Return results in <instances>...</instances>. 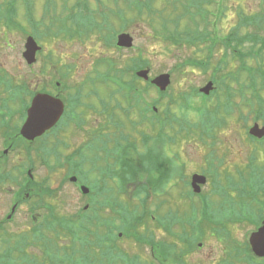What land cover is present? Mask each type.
Returning a JSON list of instances; mask_svg holds the SVG:
<instances>
[{"label": "rangeland", "instance_id": "obj_1", "mask_svg": "<svg viewBox=\"0 0 264 264\" xmlns=\"http://www.w3.org/2000/svg\"><path fill=\"white\" fill-rule=\"evenodd\" d=\"M6 1L7 0H0V3ZM34 1V15L39 21L43 14L45 0ZM47 1H50L52 4H56L55 6H51L50 8H48V12L54 15L57 20H64L65 18L60 13L61 8L64 7L61 4L64 3V1H66L69 6L77 2V0ZM135 1L142 2L143 11H140L139 8L135 10L134 7L131 5V2H128V0H102L103 4L100 6H97L98 3L96 0H86V2H88L87 5L94 12V15L99 18L100 25L103 21L102 18H100V16L98 15L99 11L101 10H98V8H103V6H106V13L109 9V28L103 29V31H100L97 28H94L92 30L87 29L86 31H84L85 33L83 34L84 36H86L85 39L83 37L78 36V33H80L82 30L77 29V33H74V36L71 38L74 40L71 41H65L60 37L55 36L47 37V35H45L44 38L42 37V39L38 41L39 44L43 47V51L38 55V62L35 65H32L34 69L45 66H59L61 65V62L66 63L62 57L67 56L69 60L68 62L72 65L73 68H76L73 73L74 78H78L79 80H81L82 78H86L91 75H96L91 80V83L87 84V89L94 90L95 88L101 95H95L91 97L89 95H86L87 102L89 104H93L95 102L98 103L99 98L102 99L106 104V110L114 113V117L117 120L119 118L123 120V124H120L117 129L128 133H136V131L132 129L131 123H139L142 119L141 115L146 114V112L144 111L146 104L145 100L137 101L132 104L131 101H129L123 96L122 93H115L118 87L116 82H114L113 79L110 78H105L104 81H101L100 84L94 86L93 83L99 81V75L93 73V68H97L100 73H105L106 71L104 65H96L97 62L100 64L102 58H116L118 64H120V66L124 68L126 67L125 62H128L129 58L131 60L142 58L139 60H142V62L146 60L145 63L149 67L148 69H150L151 71V76L169 73L171 75V83L166 91L167 95L162 97L159 100V104L157 105V112H160L157 115L161 116H164V112L170 102V97H172V99L174 97H177L178 93H181V91H184L187 94H190L193 90L198 91L199 88L203 87L205 84H207L208 81H210L213 72L212 70L205 71L200 67H193L192 62L189 61L190 58L195 60L207 61L206 59L208 57V52L206 53V51L203 50L204 45L198 43H185L186 47L179 49L178 47L173 45L171 41V43L168 41L165 44L164 40L158 38L157 31L162 28V23H170L172 19L177 18V15L181 17L183 15V9L188 3V0ZM192 1L194 0H191L190 2ZM221 1H223L225 9V12L222 14V20L220 22L222 24L221 32L223 33V35H227L230 30L238 24L241 12L240 9H243L248 15H253V13L254 15L258 14V17L260 16V21L264 20V0H201V3L207 4L208 9L213 11L216 10V8L220 5L219 2ZM19 6L18 20L23 26L22 29H10L4 21H0V66H2V68L11 75L18 77L26 76L27 80L30 83L29 88L31 90H35L38 81H36L34 77L31 80V73L28 69V67L31 66L27 64L23 57L26 38L29 35L26 34V32L24 31L26 30L27 33L31 32L32 26L30 25L25 16L26 11L22 3L19 4ZM191 8L192 12L195 11V13H197V11L199 10H196L195 6H192ZM119 9H121L122 12L119 14L118 17L111 14L113 13V10L116 11ZM121 18H123V20L128 21L123 22ZM210 19H213V16H210ZM216 19L217 18L215 17L214 20ZM195 20L198 23H201L203 19L200 17V15H195ZM188 22V17L182 18L179 22L180 26H178V29L180 31H183V27ZM121 25H127V28L123 31L129 32L134 37V45L132 48L123 49V51L109 49L108 47H106L104 40L106 39V36L111 37L113 33H116L118 30H120ZM200 25L203 26L202 24ZM170 28L173 29L174 25H171ZM40 29L43 30V27L40 26ZM172 39L175 38H171V40ZM199 49L202 50L199 51ZM226 54L228 56V59H226L228 67H226L227 69L225 70V72L229 74L230 71H232L233 69L234 71H236V69L239 67V62L238 60H236V58L233 59V57L229 55L226 51H215V53L212 54V61L210 65L216 66L217 62L221 58H223V55ZM51 56L52 59H55V62L59 60V65H53V63L52 65H50ZM248 63V66L253 67L254 70L259 69V64H263V62L258 63V60L257 62L256 60H251V62L249 61ZM130 64L132 65V63ZM182 70L185 72L183 73ZM241 79L244 80V82L249 83V73H243ZM37 80H39V78H37ZM85 92L87 93V91ZM158 97V92L154 91V89L152 88L146 94V99L149 103H152L154 100L158 99ZM215 101L216 97L212 96L211 100L208 101L205 106H202V100L200 98H196V96L193 95V99L190 100L191 107L189 109H186L179 103L171 105L172 113L169 111L170 114L174 113L176 117L179 118L177 122H180V120L182 119L184 128H181L180 125L176 123L173 129H168V134H174L176 139H178L174 142L176 144L170 146V148L172 150H175V152L168 154V157L173 160L175 158H173L172 156H176V154L178 155L179 162L175 161V163L178 166L179 164H184V168L182 169L184 175L182 176V180L181 177L176 178L177 175L182 174L181 170H177L174 172L176 176L174 181H172L169 185V196H167L166 198L162 196L160 199L158 197H153L149 199V203L146 205V208L152 212L155 219H159L161 216L166 214L167 211L172 207H179L182 210H187L190 207V197H187L186 192L188 185L187 187H185V185L187 181H191L193 173L205 174L208 177V181L205 185H203L202 191L205 193V196L213 195L215 187H213L214 185L211 179L213 178V174L211 176V173L208 172V167L210 166L208 160H210L211 157H214L209 155L211 154V149L213 148V144L215 143L212 142V138H210L204 131H200L199 127L201 126V108L211 110L212 105L215 104ZM244 112L245 115H247L248 124H251L252 115L250 113V109L246 108ZM103 115L106 116V121H108V117L110 114L108 112H105ZM147 116L149 118L147 120H150L151 118L155 117L151 112L147 113ZM244 121L245 120H242L240 122V119L238 117L231 118L227 127H225V129L218 133L221 139H218L214 148L216 151V157L219 160L225 162L223 167H221L222 170H229L231 175H233L236 180L238 179L237 177H239L236 171V167H243L241 171L246 179L250 178L252 171L249 165L247 164L248 157L250 153L253 152V143L251 141L249 142L245 140V136H247V131L244 127ZM145 125L146 124L141 123V126L138 127V133H140V131ZM82 136V133L73 134L71 141L74 146H77L83 142ZM133 156L137 159L136 163H138L137 156H139V154ZM171 159L169 161L172 164ZM250 166L254 169H257V174H259L260 171L263 170L264 177V148H262L260 152L254 155L253 160H250ZM126 171L128 173L131 172L129 168ZM144 174L151 176V179L157 177V175H155V173L153 172ZM208 174L210 175V177ZM145 175L142 176V180H144ZM132 188H134V191L137 189L135 187ZM139 195L140 194H138V196ZM212 197L214 199L216 198L214 197V195ZM72 199V203L70 201H64L65 204L59 206V210L66 212L72 210L73 213H75V211L80 208L81 202L78 200L76 195H74ZM162 199H165V201ZM193 199L195 203L200 205L201 199L198 196H195ZM0 200L7 202L8 197L3 194L0 197ZM126 200L129 199L126 198ZM131 200L132 203H134L135 205H140V211L143 209L140 197H136V199L135 197H133ZM122 203L125 204L127 202ZM93 204L95 205L92 208L91 213L94 209V212H97V214L108 216V219L103 220V223L107 225L108 228H111L114 240L116 239L118 234L122 236L123 231L119 229L120 227L112 225L110 223V221L114 217L110 216L113 215L111 210L101 208L100 206L98 207L97 203L95 202ZM157 205L159 209L158 212L155 213ZM91 215H89V217ZM93 216L96 215L94 214ZM115 219H117L120 223L119 218ZM252 224L232 225L233 227L230 230V235H224L223 239L221 240L217 237H210L208 239L207 237H203V240L201 241L203 243L202 247L189 253L186 256L187 261L190 264H224L223 262H228L230 258H233V252L234 254L237 253V251L235 252V250H241L242 252V244L248 242L247 240L250 236V233L253 232L255 229V226ZM26 225L28 226L29 223L27 222ZM10 226H12V228L14 229L15 225L10 224ZM143 228L141 229V231L146 229L145 227ZM150 230L155 231L158 237H163L165 235L162 229H158L156 227V223H152ZM107 231L108 229L105 232ZM65 233L63 234L65 238H61L60 240H58L59 246L53 244L56 242V238H54L53 236L54 233H50L51 237L48 239L47 243L52 244L50 246L52 249L47 252L41 251V249H39V247L35 245V241H37V239L35 238L31 241V243L33 244H30V246L27 247V253L32 257H36L41 264H53V261H56L61 256L60 254L63 248L59 249L60 246L67 245L70 249L72 247L75 249L81 248L79 243L74 241V238L71 241L65 235ZM12 236V234H10L9 236V239L11 241L16 240L18 238L16 237L12 239ZM6 239H8V237L0 235V259L2 255L6 253L5 250L7 249V246L3 245L2 243L3 241L5 242ZM16 244L20 245L19 242H16ZM118 244L119 248H117L122 251L124 250L125 252L123 254H120V260L117 264H134V262H132V256L136 255L140 256L139 264H152V261H150L149 259L151 253L150 250H148L147 246H141L137 244L134 240H128V238H126L125 236H122L120 240H118ZM236 247L239 248L237 249ZM52 251L55 253H53ZM15 256L19 257L20 255L18 253H15ZM146 259L148 260V262L145 261ZM257 262L263 264L264 258L257 259ZM80 263L101 264L99 263V261H96L95 263L80 261ZM15 264L20 263L15 262ZM236 264L242 263L241 261H239Z\"/></svg>", "mask_w": 264, "mask_h": 264}, {"label": "trees", "instance_id": "obj_2", "mask_svg": "<svg viewBox=\"0 0 264 264\" xmlns=\"http://www.w3.org/2000/svg\"><path fill=\"white\" fill-rule=\"evenodd\" d=\"M16 1V0H15ZM14 0H9L8 7L6 8L7 2L0 3V20L5 19L7 25L14 24V14L15 10L13 7ZM116 1V0H114ZM184 1V0H183ZM186 4L183 9L182 16L177 15L176 19H172L170 23H162V28L158 32V38L165 41V44L169 41L173 45L182 49L185 43H198L204 45V51L208 52L207 61L189 59L192 62L193 67H200L205 71L212 70V76L210 80L214 82L217 86L215 93L213 92L209 96L200 94L199 91L193 90L189 95L184 91L178 93L177 97L170 98L171 103L167 105L165 110V115L170 124L173 121H177L179 118L176 115L170 114L171 104L176 103L186 108L190 104L186 105V102H190L193 95L199 96L203 99L204 106L208 101H210L212 96L216 97L215 104L211 110H206L201 108V114H204L207 118L213 121L211 125L204 126L202 131L208 132L210 130H219L227 123L225 116L223 115H244V110L246 108L250 109V113L255 116V119H260L264 122V20L260 21V16L248 15L243 9H240L239 22L234 26L227 35H223L222 24V14L225 12L223 7V1L219 2V6L216 10H209L207 4H202L201 0H194ZM131 5L134 8H139L143 11V5L140 1L130 0ZM147 3V2H146ZM150 4V3H149ZM192 6L196 7L197 13L192 12ZM142 8V9H141ZM104 10H107L105 7ZM120 10V11H119ZM112 11L113 15L119 16L122 12L121 9ZM109 9L108 12L100 11L99 16L102 18L101 25L99 24V18L94 15V12L89 8L87 15L73 16L70 26L61 24L59 26L60 31H66L65 36L77 33L76 30H82L78 33L79 37H83L84 31L87 29L97 28L100 31L109 28ZM195 15H200L203 19L201 23L195 20ZM213 16V19H210ZM188 17L189 22L183 27V31L178 29L180 26V20L182 18ZM217 18L214 20V18ZM51 22L53 25L56 21L54 15H50ZM170 19V18H169ZM168 19V20H169ZM121 20L127 22L128 20ZM8 22V23H7ZM15 22V21H14ZM88 22V24H86ZM164 22V20H163ZM43 23V21H41ZM17 24V23H16ZM193 24V25H192ZM202 24L203 26H201ZM50 25V26H51ZM55 25V24H54ZM174 25L171 29L170 26ZM127 25H121V29H126ZM221 29V30H220ZM47 31V30H46ZM54 30L49 29L47 31V37L55 36ZM57 33V32H56ZM51 35V36H50ZM58 35V34H57ZM172 36V37H171ZM171 38H175L172 39ZM170 42V43H171ZM106 47L113 49L116 47L115 35L112 34L111 37L106 36L104 40ZM119 50H122L118 48ZM218 49V50H217ZM202 49H199L201 51ZM215 51H226L229 55L236 58L239 62V67L234 71H230L229 74L225 72L227 69L228 56L223 55L216 66H211L212 54ZM215 55V54H214ZM130 59L125 62V68L119 66L116 58L114 60L109 58H102L100 63H107L105 73H102L103 79H113L116 84L128 85L127 87H122L123 95H127L130 99L138 100L142 98L144 92H148L151 88H156L151 84L150 81L144 82L139 79L134 68H138L140 64L147 66L146 60ZM139 60V61H137ZM251 60H258L259 69L254 70L253 67L248 66V62ZM131 62L132 65L130 64ZM97 65L99 63L97 62ZM196 69V68H195ZM250 75V82L246 83L241 79L243 73ZM183 71V70H182ZM185 71H183L184 73ZM157 89V88H156ZM161 93V92H160ZM157 102H153L152 105ZM145 111L151 112L156 115V112L152 110L151 105L147 106ZM170 111V112H169ZM143 120V119H142ZM260 150V149H259ZM258 147L255 149L254 153H257ZM254 157L252 158V160ZM210 173L213 174L212 183L215 187L213 191L214 197L204 196L202 193L199 198H201L200 205L195 203L194 194L189 191L187 192V197H190V207L185 210L179 207L170 208L167 213L160 217L158 222L156 221V227L158 229H163L166 233L163 237H158L156 232L150 230L152 225V212L146 208V204H141L143 209L140 211V205H135L134 203H122L120 209V230L123 231V236L134 240L139 245H152L153 249V262L152 264H190L187 261L186 256L198 249V243L203 240V237H217L223 239L224 235L229 236L232 225L235 224H252L259 226L261 219L264 216V177L263 170L257 174V169L250 166L251 176L246 179L242 174V168H237L238 179L236 180L233 175H231L229 170H222L223 161L212 160L210 162ZM174 166L168 170L159 162H154L152 172L157 175L148 186H144L143 190L147 193L150 186H155V191H159L163 188V185L171 182L173 177ZM138 173L140 171L137 170ZM157 189V190H156ZM234 192V193H232ZM158 206V205H157ZM110 222L112 225L115 223V219ZM102 224L99 218H90L89 227H100ZM145 227L146 229L141 231ZM144 229V228H143ZM97 233L93 231H87L84 238L81 240L80 247L78 250L73 248L72 253V264H81L82 262H89V254L94 252L93 248L100 246L97 240ZM59 238V235H58ZM76 239V236L74 235ZM119 238V237H117ZM206 239V240H207ZM237 246V245H236ZM237 249L239 247H236ZM16 250L10 248L4 257L0 259V264H15L17 257L18 248ZM237 253L234 254L233 258L229 261L223 262L224 264H236L241 261L242 264H260L257 262L250 250L248 242L242 244L241 250H235ZM115 255L113 251H109L106 254L112 256V258H120V251L118 250ZM236 256V257H234ZM26 257L29 258L30 255L26 252ZM29 259H34L30 257ZM117 259V258H116ZM32 262V263H31ZM29 264L33 263V260ZM28 264V263H26ZM37 264H41L37 262ZM53 264H67L60 263L59 261H53ZM88 264V263H86ZM264 264V263H263Z\"/></svg>", "mask_w": 264, "mask_h": 264}, {"label": "flooded vegetation", "instance_id": "obj_3", "mask_svg": "<svg viewBox=\"0 0 264 264\" xmlns=\"http://www.w3.org/2000/svg\"><path fill=\"white\" fill-rule=\"evenodd\" d=\"M68 61L67 57L59 66L28 67L31 80L38 81L35 90L29 88L26 76L7 71L0 82V197H8L7 202L0 200V235L8 237L1 241L5 246L10 234L12 239L18 237L31 244L35 228L45 226L51 218L67 222L82 216L79 209L75 213L59 210L64 201L72 203L74 195L80 207L95 202L113 212L126 199L120 189L122 159L136 163L133 155L139 145L144 147L136 133L117 129L120 121L114 114L106 121L102 102H87L86 95L96 94L91 95L84 78H74L76 68L65 66ZM39 93L60 99L64 109L50 129L26 138L22 127L32 99ZM147 131L146 144L150 145L151 129ZM75 133L83 135L77 146L71 141ZM124 182L126 192L133 197L136 177L126 172ZM83 185L90 186L88 193L82 192Z\"/></svg>", "mask_w": 264, "mask_h": 264}, {"label": "water", "instance_id": "obj_4", "mask_svg": "<svg viewBox=\"0 0 264 264\" xmlns=\"http://www.w3.org/2000/svg\"><path fill=\"white\" fill-rule=\"evenodd\" d=\"M118 45L122 47H131L133 45V38L130 34L123 33L118 37ZM39 49L40 47L35 39L29 37L26 43V51L24 52V57L29 63L35 61L36 53ZM138 75L148 80L149 70H142L138 72ZM170 82V74H161L152 80V83L157 85L161 90H166ZM212 85L213 83L210 82L201 89V92L209 94L212 90ZM58 102L60 101L49 95H37L33 99L32 106L28 110V119L22 128L23 135L32 138L51 127L59 119L63 110V104ZM251 133L258 137H262L264 136V128H259L258 125H255V127L251 129ZM206 180L204 175L195 174L193 176L192 186L195 192L201 191L200 184L206 183ZM250 245L253 253L257 257L264 258V221L262 226L251 234Z\"/></svg>", "mask_w": 264, "mask_h": 264}, {"label": "bare ground", "instance_id": "obj_5", "mask_svg": "<svg viewBox=\"0 0 264 264\" xmlns=\"http://www.w3.org/2000/svg\"><path fill=\"white\" fill-rule=\"evenodd\" d=\"M215 117H217V115L214 116V119H215ZM214 119L212 121L211 119L207 118L204 114H201V122L206 124V125H211L212 122H214Z\"/></svg>", "mask_w": 264, "mask_h": 264}]
</instances>
